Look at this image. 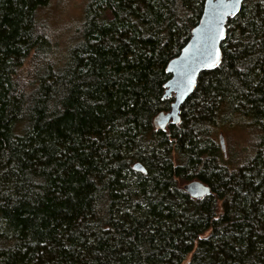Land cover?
<instances>
[{
	"label": "trees",
	"instance_id": "16d2710c",
	"mask_svg": "<svg viewBox=\"0 0 264 264\" xmlns=\"http://www.w3.org/2000/svg\"><path fill=\"white\" fill-rule=\"evenodd\" d=\"M62 3L0 0V264H264V0L166 130L205 0H86L68 44ZM233 125L251 142L226 156Z\"/></svg>",
	"mask_w": 264,
	"mask_h": 264
},
{
	"label": "water",
	"instance_id": "95a60500",
	"mask_svg": "<svg viewBox=\"0 0 264 264\" xmlns=\"http://www.w3.org/2000/svg\"><path fill=\"white\" fill-rule=\"evenodd\" d=\"M246 0H205L201 17L191 31V36L176 57L167 64V72L171 74L166 82L165 97L174 98L171 109L162 111L154 119L157 129L166 130L169 124L181 121V106L196 89L199 76L205 70L216 68L222 60V42L227 36L228 20L236 16ZM234 13V14H233ZM218 60L215 66L213 61ZM220 143L227 155L226 141L220 135ZM134 168L145 172L141 162H136ZM185 189L196 198L212 193L211 187L201 181L193 180L185 184Z\"/></svg>",
	"mask_w": 264,
	"mask_h": 264
},
{
	"label": "rangeland",
	"instance_id": "374dc122",
	"mask_svg": "<svg viewBox=\"0 0 264 264\" xmlns=\"http://www.w3.org/2000/svg\"><path fill=\"white\" fill-rule=\"evenodd\" d=\"M85 4L86 0H63L62 5L56 7V11L54 12L55 21H57L56 15L59 20L58 22H55V24H57L56 27L61 29L59 30V36H63V39L67 40V44L71 42L70 38H72L69 34L76 30L83 18ZM62 30H69L71 32L65 37L66 34H64ZM231 127L233 128L221 127L219 130L225 135L227 154L230 152V147L232 151H236L237 149H243L245 145H248L249 142H251V140H249V142L246 140L247 132L245 130L241 128L236 129L234 125Z\"/></svg>",
	"mask_w": 264,
	"mask_h": 264
},
{
	"label": "snow or ice",
	"instance_id": "6c2138e0",
	"mask_svg": "<svg viewBox=\"0 0 264 264\" xmlns=\"http://www.w3.org/2000/svg\"><path fill=\"white\" fill-rule=\"evenodd\" d=\"M236 2L239 3V0H236ZM217 63H219V61L218 60H214L212 66H215Z\"/></svg>",
	"mask_w": 264,
	"mask_h": 264
},
{
	"label": "flooded vegetation",
	"instance_id": "af4514ba",
	"mask_svg": "<svg viewBox=\"0 0 264 264\" xmlns=\"http://www.w3.org/2000/svg\"><path fill=\"white\" fill-rule=\"evenodd\" d=\"M221 134H223V133H221ZM221 134H220V135H221ZM220 135H219V140H220ZM223 135H224V134H223ZM224 137H225V135H224Z\"/></svg>",
	"mask_w": 264,
	"mask_h": 264
}]
</instances>
